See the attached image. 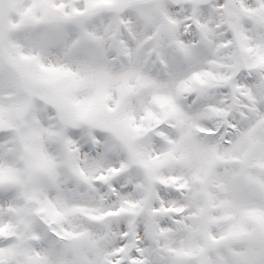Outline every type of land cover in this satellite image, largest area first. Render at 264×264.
Masks as SVG:
<instances>
[{"label": "snow or ice", "instance_id": "obj_1", "mask_svg": "<svg viewBox=\"0 0 264 264\" xmlns=\"http://www.w3.org/2000/svg\"><path fill=\"white\" fill-rule=\"evenodd\" d=\"M0 264H264V0H0Z\"/></svg>", "mask_w": 264, "mask_h": 264}]
</instances>
